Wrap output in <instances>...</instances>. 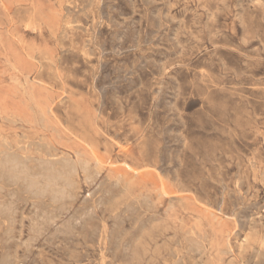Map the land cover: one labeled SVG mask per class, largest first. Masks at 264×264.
I'll list each match as a JSON object with an SVG mask.
<instances>
[{"label":"rangeland","instance_id":"obj_1","mask_svg":"<svg viewBox=\"0 0 264 264\" xmlns=\"http://www.w3.org/2000/svg\"><path fill=\"white\" fill-rule=\"evenodd\" d=\"M0 157V264H264V0H0Z\"/></svg>","mask_w":264,"mask_h":264},{"label":"bare ground","instance_id":"obj_2","mask_svg":"<svg viewBox=\"0 0 264 264\" xmlns=\"http://www.w3.org/2000/svg\"><path fill=\"white\" fill-rule=\"evenodd\" d=\"M84 41H85V40H84ZM4 148H5V147H4ZM46 148H47V147H46ZM7 149H8V148H7ZM3 154H4V153H3ZM11 155H12V154H11ZM0 158H1V157H0ZM16 158H17V157H16ZM16 158H15V159H16ZM6 159H7V158H6ZM8 159H10L9 156H8ZM15 159H14V158L12 159V157H11V162H12V160L14 161ZM22 160H23V159H22ZM55 160H56V159H55ZM25 161H26V159H25ZM49 161H50V159H49ZM52 161H53V160H52ZM52 161H51V162H52ZM63 161H64V160H63ZM76 161H77V160H76ZM7 162H8V161H7ZM41 162H42V161H41ZM12 163H13V162H12ZM14 163H15V162H14ZM14 163H13V164H14ZM45 163H46V162H45ZM66 163H67V162H66ZM16 164H17V163H16ZM68 165H69V164H68ZM64 166H65V165H64ZM70 166H72V165H70ZM17 167H18V166H17ZM21 167H22V166H21ZM65 167H67V166H65ZM24 168H25V167H24ZM21 169H22V168H21ZM27 169H28V168H27ZM18 173H19V172H18ZM83 173H84V172H83ZM4 174H5V173H4ZM50 174H51V173H50ZM17 175H18V174H17ZM58 175H59V174H58ZM6 176H7V175H6ZM56 176H57V175H56ZM70 176H71V175H70ZM11 177H12V176H11ZM21 177H22V176H21ZM67 177H69V176H67ZM62 179H63V178H62ZM23 180H24V179H23ZM23 180H22V181H23ZM63 180H64V179H63ZM69 180H70V179H69ZM56 181H58V180H56ZM65 182H66V181H65ZM69 183H70V182H69ZM74 183H75V182H74ZM115 183H116V182H115ZM73 192H74V191H73ZM7 195H8V194H7ZM99 206H100V205H99ZM61 207H62V206H61ZM9 212H10V211H9ZM29 226H30V225H29ZM32 229H33V228H32ZM30 231H31V230H30ZM37 232H38V231H37ZM30 233H31V232H30ZM38 235H39V234H38ZM28 242H29V241H28ZM176 257H177V256H176Z\"/></svg>","mask_w":264,"mask_h":264}]
</instances>
